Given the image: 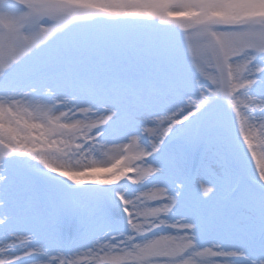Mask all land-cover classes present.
<instances>
[{"label":"snow or ice","instance_id":"snow-or-ice-1","mask_svg":"<svg viewBox=\"0 0 264 264\" xmlns=\"http://www.w3.org/2000/svg\"><path fill=\"white\" fill-rule=\"evenodd\" d=\"M0 264H264V0H0Z\"/></svg>","mask_w":264,"mask_h":264}]
</instances>
